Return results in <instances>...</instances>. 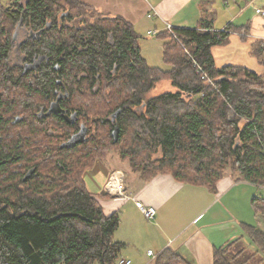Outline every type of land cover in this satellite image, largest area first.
Masks as SVG:
<instances>
[{"label": "trees", "instance_id": "trees-1", "mask_svg": "<svg viewBox=\"0 0 264 264\" xmlns=\"http://www.w3.org/2000/svg\"><path fill=\"white\" fill-rule=\"evenodd\" d=\"M18 27L40 32L21 47L27 62L44 59L35 70L11 63ZM232 31L203 22L159 33L171 67L162 71L147 64L142 36L122 17L80 0L0 2V264L123 259L125 244L114 241L120 214L105 215L84 179L116 146L147 178L170 174L211 191L227 176L252 184L255 213L264 209V75L216 66L212 49ZM261 46L254 54L264 66ZM162 80L176 92L149 97ZM59 93L74 124L47 116ZM81 126L85 142L63 147ZM245 235L257 252H236L237 240L215 251V264H264V230L246 225ZM154 264L192 263L166 250Z\"/></svg>", "mask_w": 264, "mask_h": 264}, {"label": "crops", "instance_id": "crops-1", "mask_svg": "<svg viewBox=\"0 0 264 264\" xmlns=\"http://www.w3.org/2000/svg\"><path fill=\"white\" fill-rule=\"evenodd\" d=\"M80 1L103 14L122 17L145 37L147 45L142 48V56L151 68L171 70L164 62L163 43L157 38L159 33L169 27L197 29L207 22L214 31L233 28L229 41L212 49L218 68L250 69L249 64H253L260 72L250 70L264 75V66L254 54L260 44L264 50V18L255 12V8L264 6V0ZM110 163V160L98 161L85 172L84 179L105 215L120 214L114 241L125 244L121 258L131 260L132 264H154L166 250H174L192 264H215V251L229 243L239 240L236 248H251L253 244L245 235L246 225L264 230V220L255 213L251 203L260 189L252 184L236 182L227 176L211 191L179 182L170 174L147 178L129 170L127 162L125 169L114 168ZM116 172L127 177L125 194L128 198L112 196L106 190L110 177ZM142 206L156 208L154 220L145 217ZM150 250L156 258L148 256ZM250 252H257L256 248H251Z\"/></svg>", "mask_w": 264, "mask_h": 264}, {"label": "rangeland", "instance_id": "rangeland-1", "mask_svg": "<svg viewBox=\"0 0 264 264\" xmlns=\"http://www.w3.org/2000/svg\"><path fill=\"white\" fill-rule=\"evenodd\" d=\"M25 1V0H24ZM0 2L1 3H3V4H7L8 2H9V0H0ZM69 24H72V22L71 23H69ZM143 38H145V37H142V39H141V47L143 48V47H145L147 44L145 43V41H144V39ZM19 49V45L16 43V44H13V53H12V55H11V63L12 64H16V63H18V59H17V56H16V54L15 53H17V50ZM264 58V56H262V59ZM260 62H261V60H260ZM250 69H252V70H255V71H257V72H260V69H259V67H257V66H255V65H253V64H249V66H248ZM264 70V69H263ZM169 92H176V89L172 86V84H171V82L169 81V80H162V81H160L157 85H156V87L150 92V94H149V97H157V96H160V95H162V94H164V93H169ZM121 147L120 146H116V148H114V149H111V151L109 152V153H107V157L105 158L107 161H109L110 160V164H111V166L112 167H114V168H121V169H125V166L127 165H124V163L125 162H123V164L121 163V161H122V159H120L119 157V155H118V150L120 149ZM159 155H156V157H158ZM98 161H103V160H97V162ZM114 161H116V162H114ZM96 162V163H97ZM130 166V165H129ZM129 170H132L130 167H129ZM114 174V173H113ZM121 174V173H120ZM122 175H124V182H123V184L126 186V184H125V182H126V179H127V177L125 176V174H122ZM251 203H252V198H251ZM261 214V215H260ZM259 215H260V217H261V219H263L264 220V209H262V208H260V211H259ZM250 247L251 248H255V246L254 245H250ZM251 248H250V250H251ZM241 249V247H237L236 249H235V251L237 252L238 250H240ZM257 262V260H254L252 263H250V264H255Z\"/></svg>", "mask_w": 264, "mask_h": 264}, {"label": "built area", "instance_id": "built-area-1", "mask_svg": "<svg viewBox=\"0 0 264 264\" xmlns=\"http://www.w3.org/2000/svg\"><path fill=\"white\" fill-rule=\"evenodd\" d=\"M255 12L256 14L264 18V6L255 8ZM152 16L153 15H150V17ZM171 29L172 28L169 27V30ZM124 178H125L124 175L118 172L112 174L106 185L107 192L112 196H121L123 198H128V196L125 194V185L123 184ZM141 210L145 215V217L151 221L154 220L157 215V210L155 207L142 206ZM148 256L152 259L156 258V254L154 253L153 250H150L148 252ZM118 264H132V261L129 259H121L119 260Z\"/></svg>", "mask_w": 264, "mask_h": 264}, {"label": "flooded vegetation", "instance_id": "flooded-vegetation-1", "mask_svg": "<svg viewBox=\"0 0 264 264\" xmlns=\"http://www.w3.org/2000/svg\"><path fill=\"white\" fill-rule=\"evenodd\" d=\"M37 35L38 34H36L35 32H33L31 30H28L26 28H23V27H18L17 30H16V33L14 35L13 44L17 43L19 45V49L17 50V53H15L16 56H17V59H18V63L17 64L21 65L23 67V69L25 70V72L28 71V70H32V69L33 70L37 69L40 66L41 62L44 60L43 58H40L39 60H36V59L33 60V62H27L26 58L21 56V47H22V45L27 43V42H29V41L34 40L35 38H37ZM33 66H35V68H33ZM61 94L64 95L63 93H59L58 97ZM53 102L50 103V106H51V104ZM50 106L48 108V111L50 109ZM43 112L45 113L46 111L44 109H42L40 114L41 113L44 114ZM72 115H74V114H72ZM72 115L70 117H72ZM85 131H88V130L86 128H84V126H81V129L79 130V132L77 134H75L74 136H72V138L70 140L74 139L76 141V140L84 139L85 137H84L83 133Z\"/></svg>", "mask_w": 264, "mask_h": 264}, {"label": "water", "instance_id": "water-1", "mask_svg": "<svg viewBox=\"0 0 264 264\" xmlns=\"http://www.w3.org/2000/svg\"><path fill=\"white\" fill-rule=\"evenodd\" d=\"M38 35H40V32L38 33ZM33 68H35V66H33ZM65 96H66V95H65ZM63 98H64V95L61 94V95L57 98V100L54 101V102L51 104L50 109H49V111L47 112V116L51 115V113L60 114V115H62V116L66 119V121H67L68 123H70V124H74V123L76 122V120H77V115L74 114V115H72V117L67 116L65 110L62 109V107H61V103H60L61 100H62ZM19 120H20V118L17 119V122H19ZM81 133H82V132H81ZM119 133H120V129H119L118 126H116V127L114 128V130H113V133H112L113 138H114V143H116V142L118 141V139H119ZM83 134H84V137L86 138V136H87V131H85ZM85 138H84V139H80V140H76V141H75L74 139H72V140H70L69 142H67L66 144H64L63 147L65 146V147H68V148H69V147H73V146H75V145L78 144V143H84V142H85ZM32 172H33V170H31V171L29 172V174L27 175L26 178L30 177L31 174H32Z\"/></svg>", "mask_w": 264, "mask_h": 264}]
</instances>
